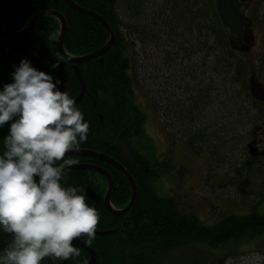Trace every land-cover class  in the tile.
Returning <instances> with one entry per match:
<instances>
[{"label": "trees", "instance_id": "obj_1", "mask_svg": "<svg viewBox=\"0 0 264 264\" xmlns=\"http://www.w3.org/2000/svg\"><path fill=\"white\" fill-rule=\"evenodd\" d=\"M73 1L80 7L93 10L104 17L115 34L114 46L110 50L100 57L79 64L67 60L58 78L61 81L59 85L61 90H68L74 98L82 92L77 67H80L85 80L87 91L76 105L84 113L90 129L87 141L78 149L103 152L121 162L134 177L138 193L132 210L116 215L104 204L109 184L102 173L81 168L71 169L68 172L65 182L83 188L88 202L97 208L100 214L97 230L99 232L109 230L107 234H97L91 244L86 242V236L77 239L94 249L95 264H157L161 261L162 254L165 255L167 251L177 247H186L195 243L219 247L230 241L262 238L264 213L251 211L248 214H230L216 224L206 225L194 213L182 210L176 199L161 198L152 186L153 179L163 174V170L136 146V141L144 136L146 122L145 111L138 105L136 97L140 77L136 42L139 39L145 44H150L149 42L157 44L163 35L168 34V39H171L170 32L172 33V25L175 22L169 12L165 13L160 8L153 13L152 20L144 23L140 22V16H144L143 10L137 11L131 7L128 9L127 19L118 9V0ZM135 1L145 8L143 0ZM184 1V6L188 9L185 13L193 15L192 38L197 41L193 43L200 46V50L194 49L189 52L209 53L213 72L228 74V81L239 89V92L234 91V93L237 96L240 93L245 100H249L250 95L253 96L250 89L251 79L256 70L255 60L250 57L252 53L248 46L243 44L248 29L245 27L242 37L236 38L225 27L217 0ZM41 10H53L66 18L68 29L63 46L71 57L90 54L103 48L111 39V34L104 24L93 16L78 12L65 0H0V28L6 32L18 33L25 28L33 15ZM249 21H251L250 16L247 17L246 26ZM61 28L59 18L49 14L40 18L21 38L0 36V59L18 47L33 46L44 52L49 60L50 73L54 77L62 64L61 62L57 69L51 68V64L56 61L55 54L61 55L58 47ZM198 31L199 35H197ZM52 32L57 33V40L48 42L47 37ZM23 58H28L36 68L44 70L43 59L38 54L33 51L20 52L0 67V88L2 84L12 82L11 73ZM261 115H264L263 105H259V111L254 112V115L246 113L245 117L253 125V122L262 117ZM234 117L233 120L231 118L234 123L240 121ZM9 125L8 122L0 128V152L3 151L2 139L6 136L4 131ZM196 127L194 132L196 140H199L200 133L202 138L211 137L216 134V129L218 131L221 129L218 126H209V129H206V125ZM233 129L242 130L241 124L236 123ZM227 138L229 137H226L224 142ZM219 143L221 145V137ZM69 156L75 161L73 165L93 163L105 168L112 175L115 184L111 197L112 204L118 210L127 205L132 195L131 184L114 165L90 155H66V158ZM6 239H8L6 234H0V250L4 247ZM77 247L81 250L79 257L64 262L57 260L56 264L65 262L84 264L85 261L89 264L90 252L83 247ZM47 259L45 258L42 264H49Z\"/></svg>", "mask_w": 264, "mask_h": 264}, {"label": "rangeland", "instance_id": "obj_2", "mask_svg": "<svg viewBox=\"0 0 264 264\" xmlns=\"http://www.w3.org/2000/svg\"><path fill=\"white\" fill-rule=\"evenodd\" d=\"M143 1L145 8L135 0H118L117 6L127 19L131 7L143 10L140 22L144 23L162 8L175 22L171 24V39L168 34L158 45L139 39L136 42L140 68L136 97L146 114L145 133L136 146L163 170L152 181L155 192L161 198L176 199L182 210L194 213L206 225L216 224L229 214L264 213V157L253 156L248 146L260 137L257 126L264 123V115L253 125L245 117L246 113L254 115L264 104L252 95L249 100L240 93L237 96L234 91L239 89L228 81V74L213 72L209 53L189 52L200 50V46L193 43L197 42L192 38L193 15L185 13L184 0ZM245 3L242 13L251 21L245 24L248 31L243 44L252 53L254 76L264 90V0ZM233 117L240 119L236 123L242 130L233 129ZM204 125L206 129H221H216L215 137L202 138L200 133L196 140V126ZM131 199L132 195L129 202ZM157 264H264V236L219 247L203 243L177 247L162 254Z\"/></svg>", "mask_w": 264, "mask_h": 264}, {"label": "clouds", "instance_id": "obj_3", "mask_svg": "<svg viewBox=\"0 0 264 264\" xmlns=\"http://www.w3.org/2000/svg\"><path fill=\"white\" fill-rule=\"evenodd\" d=\"M57 40V33L47 37ZM57 69L67 56L55 54ZM0 88V128L10 127L0 152V264L70 261L91 244L100 221L86 191L65 182L75 161L66 154L87 141L90 124L60 79L23 58ZM87 264V261L84 262Z\"/></svg>", "mask_w": 264, "mask_h": 264}, {"label": "water", "instance_id": "obj_4", "mask_svg": "<svg viewBox=\"0 0 264 264\" xmlns=\"http://www.w3.org/2000/svg\"><path fill=\"white\" fill-rule=\"evenodd\" d=\"M65 1L67 4H69V6L73 7L78 12H80V13L82 12L84 14L90 15L91 17L92 16L95 17L96 19H98L102 24H104L107 27L109 33L111 34V39L107 44H105V46L103 48L95 50L92 53L83 55L81 57L69 56L66 52L65 47L63 46L65 34L67 32V29H68L66 18L61 13H58V12H55L52 10L40 11L37 14L33 15V17L28 22L26 28L24 30L18 31V33H10L8 31L5 32L3 30H0V36L9 37V38H13V39L21 38L24 35H26L28 33V31H30L33 28V26L39 20V18L46 16V15H49V14H52V15L57 16L59 18V20L61 21L62 28H61L60 38L58 40V47H59L61 55L67 56L69 58V59H67L68 61H71V62L73 61V62L78 63V64L83 63V61H88V60H92L94 58L100 57L105 52L110 50L114 46L113 44L115 41V34L113 32L112 27L105 20V18L104 17L102 18L98 13L94 12L93 10L92 11L88 10L82 6L80 7L73 0H65ZM247 1H250V0H218L221 19L223 20L225 27L227 29H229L231 32H233V34L236 35L237 37H242V34L244 33V31L246 29L245 24H246L247 18L242 13V8H243L242 6ZM23 51H34L35 53H37L41 58H43L44 71L50 72L49 60H48V58H46L44 52L41 49L39 50L38 48H35L32 46L20 47L17 50L8 53V55H6L0 59V67L2 65H4L6 62H8V59H10L11 57H13L16 54H19V52H23ZM64 64L65 63L62 62L59 71L54 76V79L60 77V75L62 74V71L64 69L63 68ZM77 76L80 79L82 92L77 98H75L76 103H78L82 100V98L84 97V95L87 91L85 80L82 77L80 67H77ZM258 84L259 83L256 80V76H253L251 79V88H250L253 96H257V93L261 92L263 90V88H261V89L259 88L260 86ZM2 87H3V84L1 85V88ZM250 146L252 147L251 151H252V154L254 155V153H255V149L253 148L254 145L251 144ZM77 154L85 155V156L90 155V156H93L96 158H100V159L106 161L107 163L110 162L112 165H114L119 171H121L126 176L129 183L131 184L132 199L129 202V205L127 207L122 208V210H118L111 204L112 191L114 189L115 184H114L112 175L110 173H108L105 168H103L99 164L96 165L93 163L77 164V165L71 166V169H77V168L92 169V170L97 171L98 173H102L106 177L107 183L109 184V188H108V191L106 193V197L104 199V204L106 205V208L110 212H112L113 214H116V215H121L122 213H126V212L130 211L132 209V207L134 206V203H135L137 195H138L137 183L135 182V179L132 176V174L127 171V169L124 167V165L121 162H118L116 159H114L111 156L105 155V154L100 153V152L97 153V152H94V151H91L88 149L87 150L76 149V150L71 151L70 153H67L66 155H77ZM107 233H109V231H101V232L96 231V234H98V235L107 234ZM74 244L88 250L91 254V259H90L91 261L89 264H95L96 253H95L94 249L90 248L88 245H86L81 240L80 241L75 240ZM47 260L49 261V259H47ZM49 264H50V261H49Z\"/></svg>", "mask_w": 264, "mask_h": 264}, {"label": "flooded vegetation", "instance_id": "obj_5", "mask_svg": "<svg viewBox=\"0 0 264 264\" xmlns=\"http://www.w3.org/2000/svg\"><path fill=\"white\" fill-rule=\"evenodd\" d=\"M245 4H247V3H245ZM242 9L244 10V8H242ZM258 83H259L258 85L260 86L259 88L261 89L262 88V84L259 81H258ZM253 97H254L255 101L257 100V101H259V102L264 104V90H262L261 92H258L257 96H253ZM257 132L259 134H261L260 137H258L256 139H253V141L248 146L250 148H252L250 145L251 144L254 145L253 148L255 149V153H254L253 156H255L256 158L259 159V157H264V123H262L261 125L257 126ZM261 136H262V138H261ZM60 264H67V263L65 262V263H60Z\"/></svg>", "mask_w": 264, "mask_h": 264}, {"label": "bare ground", "instance_id": "obj_6", "mask_svg": "<svg viewBox=\"0 0 264 264\" xmlns=\"http://www.w3.org/2000/svg\"><path fill=\"white\" fill-rule=\"evenodd\" d=\"M41 11H49V10H41ZM53 11V10H52ZM38 12H40V11H38ZM37 14V13H36ZM35 15V14H34ZM52 15V14H51ZM46 16H49V15H46ZM44 17V16H43ZM42 18V17H41ZM40 19V18H39ZM30 21V20H29ZM27 26V25H26ZM26 26H25V28H26ZM24 28V29H25ZM0 30H2L1 28H0ZM4 31V30H3ZM6 32V31H5ZM4 37V36H3ZM5 38H7V37H5ZM9 38V37H8ZM13 39V38H12ZM33 47V46H32ZM18 48H20V47H18ZM15 50H17V49H15ZM15 50H13V51H15ZM12 52V51H11ZM23 52H29V51H23ZM34 52V51H33ZM10 53V52H9ZM20 53V52H19ZM37 54V53H36ZM8 55V54H7ZM17 55V54H16ZM15 56V55H14ZM3 58V57H2ZM12 58V57H11ZM43 59V58H42ZM9 60V59H8ZM7 63V62H6ZM43 69H44V62H43ZM101 153H103V152H101ZM98 231V230H97ZM105 231V230H104ZM109 231V230H108ZM97 235V234H96Z\"/></svg>", "mask_w": 264, "mask_h": 264}]
</instances>
